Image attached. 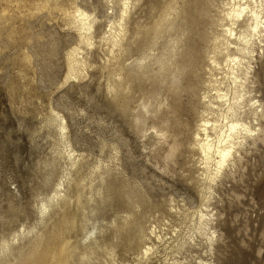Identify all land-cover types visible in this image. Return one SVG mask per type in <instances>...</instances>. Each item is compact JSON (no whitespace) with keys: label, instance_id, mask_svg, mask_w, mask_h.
<instances>
[{"label":"rangeland","instance_id":"1","mask_svg":"<svg viewBox=\"0 0 264 264\" xmlns=\"http://www.w3.org/2000/svg\"><path fill=\"white\" fill-rule=\"evenodd\" d=\"M124 2L0 0V247L8 242L0 260L15 261L66 207L78 221L65 233L71 244H81L82 215L109 238L128 192L164 242L153 240L147 261L118 246L112 259L97 250L90 264H264V139L242 140L210 189L195 143L226 0H131L122 13ZM79 13L89 30L75 22ZM253 67L247 95L264 105V57ZM246 120L264 127V117ZM61 124L83 157L74 166L57 154ZM55 191L63 196L41 220V203ZM200 211L211 219L212 242L196 232L191 247L176 251Z\"/></svg>","mask_w":264,"mask_h":264},{"label":"bare ground","instance_id":"2","mask_svg":"<svg viewBox=\"0 0 264 264\" xmlns=\"http://www.w3.org/2000/svg\"><path fill=\"white\" fill-rule=\"evenodd\" d=\"M130 4L131 0H125L122 13L127 12ZM224 4L226 6L223 9L222 21L224 22L220 25V33L215 37L218 42L219 57L213 56L210 59V67L208 66L210 77L203 94L206 117L202 116V124L199 125L195 133V143L203 161L202 179L206 181V189H210L211 183L216 182L225 169L230 166L229 164H232L242 140L250 137L264 139V127L256 130L246 120L249 116L255 120L264 117V105L261 104V99L247 95L250 93L248 89V84L252 79L250 76H254L256 72L253 67V59L264 57V0H226ZM74 19L82 27L81 29H90L91 20L87 14L79 13ZM114 42L117 43V40ZM167 61L168 59H163L160 62V70L167 71ZM219 74L220 77H218ZM170 76V83L175 86L178 82L177 75L170 74ZM254 100L256 101L253 102ZM165 104L162 102L159 106H165ZM144 108L147 112L150 111L148 107ZM56 117L59 118L58 115ZM65 130V125H59L60 144L57 154L66 157L69 160V165L74 166L80 161L81 155L74 154ZM156 133L163 138L167 136L166 129H157ZM255 133L257 136L254 135ZM177 148L178 144L174 142L170 146L168 159L172 158ZM80 181L76 180V183L79 185ZM124 195L122 200L124 206L120 209L117 217L110 222L113 225V230L111 229L109 238L102 234L104 229L102 225L97 226L92 223L89 227L90 220L82 215L83 220L81 219L79 224L82 231V245L71 244L66 239L65 233L76 228L78 221L73 216L74 213L70 214V211L68 212L66 209L69 207L64 208L69 204L67 199L61 204V209H64L57 215V218H49L48 221H52L50 225L46 220L43 222L45 229L40 234L36 233L27 250L20 252L15 261L0 260V264H90L91 255L97 253V250H103L105 255L112 259L116 255L118 246L121 247L123 253L133 252L136 254L138 261H147L151 255L155 254L153 240L162 242L163 235L158 228L159 225L151 222L145 226L146 212L143 209L140 210L142 206L139 201L128 192ZM61 196H63L61 191H55L51 197L41 203V220L48 213V209L54 206V203L59 204L58 199ZM75 198V202L80 206L79 211H83L85 208L80 192ZM199 213L197 222L188 232L187 238L183 241L179 239L180 242L173 247L176 251L191 247L196 232L199 235L207 236L208 242H212L214 231L209 232L211 219L207 218V213L202 211ZM147 240L151 241L150 245L146 244ZM7 245L8 242H4L0 247V253ZM176 262L180 261L176 260ZM198 264L212 263L200 259Z\"/></svg>","mask_w":264,"mask_h":264}]
</instances>
